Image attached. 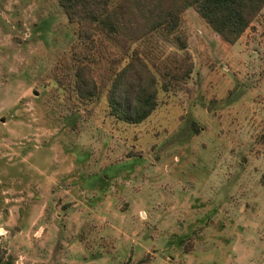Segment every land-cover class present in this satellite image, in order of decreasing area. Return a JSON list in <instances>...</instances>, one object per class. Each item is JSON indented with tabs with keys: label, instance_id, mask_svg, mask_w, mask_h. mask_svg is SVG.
Wrapping results in <instances>:
<instances>
[{
	"label": "rangeland",
	"instance_id": "rangeland-1",
	"mask_svg": "<svg viewBox=\"0 0 264 264\" xmlns=\"http://www.w3.org/2000/svg\"><path fill=\"white\" fill-rule=\"evenodd\" d=\"M76 28L57 0H0V264H264V6L233 45L190 7L133 44L158 79L134 127L76 96Z\"/></svg>",
	"mask_w": 264,
	"mask_h": 264
},
{
	"label": "trees",
	"instance_id": "trees-1",
	"mask_svg": "<svg viewBox=\"0 0 264 264\" xmlns=\"http://www.w3.org/2000/svg\"><path fill=\"white\" fill-rule=\"evenodd\" d=\"M68 22L76 24L77 40L85 55H74L71 63L72 89L85 102L104 94L107 115L127 126H138L158 106V79L133 46L156 30L173 33L181 14L192 8L220 38L235 44L255 20L264 0H57ZM174 40L187 53V40L174 33ZM117 49L119 57L110 81H97L89 63L100 45ZM124 61V62H123ZM193 63L183 59L176 70L168 69L169 80L188 77ZM168 81L162 84L166 89ZM0 244V262L4 257Z\"/></svg>",
	"mask_w": 264,
	"mask_h": 264
}]
</instances>
